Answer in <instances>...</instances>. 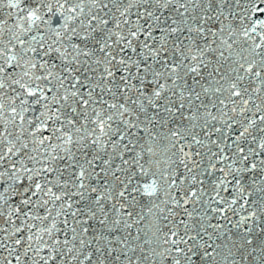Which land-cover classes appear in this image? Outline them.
Returning a JSON list of instances; mask_svg holds the SVG:
<instances>
[{
  "label": "snow or ice",
  "instance_id": "obj_1",
  "mask_svg": "<svg viewBox=\"0 0 264 264\" xmlns=\"http://www.w3.org/2000/svg\"><path fill=\"white\" fill-rule=\"evenodd\" d=\"M0 264H264V0H0Z\"/></svg>",
  "mask_w": 264,
  "mask_h": 264
}]
</instances>
